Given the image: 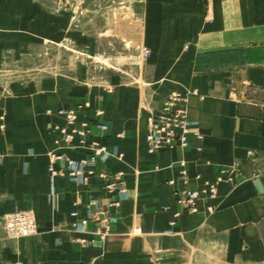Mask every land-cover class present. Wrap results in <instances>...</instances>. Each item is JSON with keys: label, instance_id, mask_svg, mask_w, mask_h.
<instances>
[{"label": "crops", "instance_id": "crops-1", "mask_svg": "<svg viewBox=\"0 0 264 264\" xmlns=\"http://www.w3.org/2000/svg\"><path fill=\"white\" fill-rule=\"evenodd\" d=\"M118 12L90 26L77 11H22L12 24L0 12V46L12 36L15 46L33 40L41 21L43 40L70 37L80 53L57 72L0 83V264H147L166 253L171 264H264V0H142L141 11ZM174 90L187 94L197 125L185 148L147 153L146 116ZM47 108L108 124L87 140L122 158L99 163L83 186L55 177L50 195L52 127L64 119ZM100 171L124 173L127 197L115 208ZM206 181H216L213 199L201 192ZM182 189L200 191L195 212L179 199ZM90 197L117 216L104 244L82 245L72 228L74 203L86 213ZM13 210L32 211L36 233L7 236L2 215Z\"/></svg>", "mask_w": 264, "mask_h": 264}, {"label": "built area", "instance_id": "built-area-1", "mask_svg": "<svg viewBox=\"0 0 264 264\" xmlns=\"http://www.w3.org/2000/svg\"><path fill=\"white\" fill-rule=\"evenodd\" d=\"M147 51L142 50L141 56L145 57ZM187 94L179 91L170 92L161 106L154 111H149L146 116V132L144 134L145 150L147 153L171 149L175 146L185 148L188 138L196 121H191L187 115L185 99ZM88 108V103H85ZM47 114H55L64 119V124H53L52 130L59 132L55 139V149L49 151L50 163L47 167L50 181V195L54 194L53 181L57 176L68 177L75 185L83 186L88 182L90 174L99 163H105L111 157L122 158V152L118 149L110 150L109 147L98 139L87 140V135L92 129L102 132L109 130V125L98 121L96 117L80 120L78 112L73 108H58L56 110L47 108ZM101 113L94 111L95 116ZM84 149L82 156L73 158L68 151ZM57 163V165H55ZM180 177L185 178L186 169L184 161H179ZM99 177L103 188L113 196L109 204L115 208L120 201L126 199L127 189L123 171L107 174L100 171ZM208 199L216 197V181H206L201 190ZM200 191L197 189H182L179 191V199L187 204L189 211L195 212L196 200ZM86 213H82L77 204L70 211L73 217L72 228L75 232L83 234L78 237L82 245L104 244L111 234L112 226L117 222L114 210L108 209L97 197H90L81 204ZM209 206L208 209H212ZM93 225V229H89ZM2 227L7 236L12 238L28 237L37 230L35 215L30 210H14L2 216Z\"/></svg>", "mask_w": 264, "mask_h": 264}, {"label": "rangeland", "instance_id": "rangeland-1", "mask_svg": "<svg viewBox=\"0 0 264 264\" xmlns=\"http://www.w3.org/2000/svg\"><path fill=\"white\" fill-rule=\"evenodd\" d=\"M141 7L142 0H0V12H4V17L9 18L11 24L21 18L22 11H48L54 17H58L61 11L70 15L77 11L83 24L90 26L94 22L102 23L106 11H119L118 13L123 17H128L136 11H141ZM41 27V21L39 24L36 23L34 31L37 34L33 40L22 41L15 46L14 41L11 40L12 36L8 39L10 44L5 40V44L0 46V83L4 89H8L10 83H25L32 76H41L45 70L48 73L49 69L52 72H57L59 67L64 69L69 63L74 62L76 55L80 54L73 49L70 37L58 42L43 40L40 35ZM72 30L69 29L68 32ZM132 42L134 41H123L122 45L125 43L130 46ZM85 60L90 61L91 58ZM157 257L158 259L155 260V256H152V263L149 256L147 264H157V262L163 264L167 260L165 264H171L170 253Z\"/></svg>", "mask_w": 264, "mask_h": 264}, {"label": "bare ground", "instance_id": "bare-ground-1", "mask_svg": "<svg viewBox=\"0 0 264 264\" xmlns=\"http://www.w3.org/2000/svg\"><path fill=\"white\" fill-rule=\"evenodd\" d=\"M37 231V230H36ZM36 233V232H35ZM23 238V237H22Z\"/></svg>", "mask_w": 264, "mask_h": 264}]
</instances>
